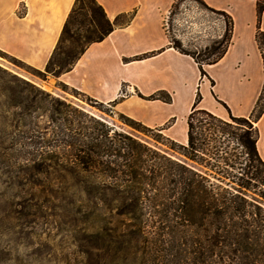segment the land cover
Wrapping results in <instances>:
<instances>
[{"label":"trees","instance_id":"1","mask_svg":"<svg viewBox=\"0 0 264 264\" xmlns=\"http://www.w3.org/2000/svg\"><path fill=\"white\" fill-rule=\"evenodd\" d=\"M183 1L173 0L171 8ZM191 1L226 18L219 40L203 52L183 49L166 30L170 46L190 56L203 76V66L216 63L230 45L233 20L226 12L208 6L205 0ZM254 1L259 25L264 0ZM131 16L120 14L110 21L95 0H75L43 70L55 77L69 71L88 45L102 40L115 26L127 24ZM67 39L76 44L77 51L62 49ZM255 42L264 73V32L259 26ZM138 96L145 100H171L165 92ZM200 98L197 92L186 119V145L166 138L171 144L169 149L192 165L161 154L100 122L103 130L96 136L90 134L84 146L67 143L63 147L68 150L52 153L89 178L98 174L109 180H92L89 193L96 197V190H100L113 195L118 215L128 221L121 231V247L137 255L141 264H264V162L256 148L257 128L252 127L264 112V82L251 114L247 118L229 115L232 123L197 108ZM53 110L61 113L57 107ZM120 115L132 125L149 129ZM224 135L233 142L229 150L221 140ZM37 156L42 158L41 151L33 160Z\"/></svg>","mask_w":264,"mask_h":264},{"label":"rangeland","instance_id":"2","mask_svg":"<svg viewBox=\"0 0 264 264\" xmlns=\"http://www.w3.org/2000/svg\"><path fill=\"white\" fill-rule=\"evenodd\" d=\"M170 12L164 22L167 33L187 51L203 52L222 35L226 18L219 12L191 0ZM62 49L78 48L67 39ZM226 121L232 123L229 117ZM99 122L192 165L169 149V140L157 129L132 125L111 105H101L0 50V264H141L121 247L128 221L118 215L113 195L89 193L92 180H109L98 174L89 178L52 153L68 150L63 147L67 143L84 146L90 134L103 130ZM221 140L228 150L233 147L227 135ZM39 151L42 158L33 160Z\"/></svg>","mask_w":264,"mask_h":264},{"label":"crops","instance_id":"3","mask_svg":"<svg viewBox=\"0 0 264 264\" xmlns=\"http://www.w3.org/2000/svg\"><path fill=\"white\" fill-rule=\"evenodd\" d=\"M113 21L132 14L129 22L115 26L102 40L87 46L72 68L55 77L115 112L160 129L167 139L187 143L186 119L197 92V108L226 120L247 118L261 93L264 73L255 42L264 32V12L257 25L254 0H205L233 20L231 43L214 64L204 65L169 44L164 27L173 0H95ZM75 0H0V50L24 64L43 70ZM156 92L170 102L145 100ZM256 148L264 162V112L254 123Z\"/></svg>","mask_w":264,"mask_h":264}]
</instances>
